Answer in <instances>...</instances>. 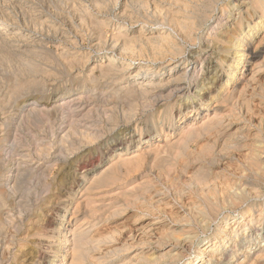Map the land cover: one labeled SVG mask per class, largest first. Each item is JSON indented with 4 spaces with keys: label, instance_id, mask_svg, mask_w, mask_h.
<instances>
[{
    "label": "rangeland",
    "instance_id": "obj_1",
    "mask_svg": "<svg viewBox=\"0 0 264 264\" xmlns=\"http://www.w3.org/2000/svg\"><path fill=\"white\" fill-rule=\"evenodd\" d=\"M148 1H149V4L147 6H144L143 3L141 2V0H114V1L113 0H67V1L66 0H34V1L33 0H0L1 8L4 9L6 14H8L7 16L10 17L9 18L10 22H9L8 26L11 27V29L8 30V33L11 34L15 28H17L18 26H21L22 27L21 29L24 31V34L26 35V39H24L23 42H16V44H15V42H13V43L9 42L8 45H2V43L0 42V115H1L0 116V127H1L2 122H7V120H5L4 118H6V119L8 118V121H9L8 123L12 122L13 117L14 116L17 117L19 112H21L19 110L20 109L22 110L25 107L26 104H23V103L26 102L27 100L29 102H35V104L37 106H39L40 108L43 107V108H41V111L37 115H34L30 119V121L25 122L23 125H21L19 127L14 125L12 127H8L7 131L4 130L5 131L4 133L7 132L6 135H2L3 132L0 129V172L3 174V176H5V175L13 174V172H15V170H20V174L22 175V177L20 176L19 180H18L19 181L18 186L20 185L19 188H21V190L19 189L17 194L16 193L15 194L9 193L8 196L5 197L7 205L4 207V211H5V213L7 212L10 220L4 226L3 234L1 236V245H3L6 238L7 237L9 238V236L12 234H16V237L19 236V238H16V239L17 240L20 239V241L16 242L15 247L12 246L10 253L6 250L5 253L8 256H6L4 258V262L2 259V262H0V264H51L50 261H52V260H54L55 264H61V263L70 264L72 261L71 260L72 259L71 250L69 248L70 245H69V247L67 245V247L63 251L58 250L57 242L60 239V235L58 232L59 231L58 225H61V223L63 224L61 219L64 215V212H66V207L69 204V199L72 198L76 192L75 191L76 188H78V192H77V194L73 200V204L70 206V210L66 213L65 221L68 219L69 216H70L69 218H71V216H72L71 219H68L70 221H67L68 228L71 229L72 232H74L75 228L81 232H83L85 230L84 234L85 235L87 234V238L91 236V238L90 239L88 238V239L90 242L92 241V244H90V250H89L90 252L88 253L87 258H85V261L83 260L82 262H78L76 264H83V263L84 264H89V263L90 264H101L104 262H108L107 264H113V263H110V261L113 260L114 258H119L118 261H121L122 263H126V264H172V263L173 264H185L186 262L191 261L198 253L202 252V248L205 246V244L208 240H211V239L213 241L215 240L214 232H215V229L217 227L216 222L212 223L211 228L206 233H201L202 229H200V227L197 226L196 224H192L193 225L192 227L198 232L200 237L195 239L193 244H191V245L189 244V246L187 245L188 247L186 248V250H185V247L183 248L182 245L178 244L177 245L178 247H176L175 251H174V253L175 252L177 253L176 257L170 258L166 254V252L172 248L173 244H176V242H175V238L177 236L176 233L178 234V237H180L181 236L180 231L182 229L181 227L188 226V224H189L188 220L189 219H187V218L192 217V214L194 216L195 212L193 213V210L195 211V209L206 207V203L203 202L205 195H207L209 192L213 193L215 191L216 192V196H215L216 201L218 202V204L220 202L222 203V205H220L221 203L219 204L218 210L211 217L212 219H216L217 215H220V217H221V218L219 217L217 220L223 219L224 218L223 216H225L228 213H230L232 216L235 215V212H230L232 209V206L230 205L229 200L226 199L225 195H226V193H230V191H231V193L233 191L235 193L238 192L239 188L243 187L239 182L240 177H246L245 175L246 174L248 175L249 171H251L247 166H245V160H243L244 154L247 153V150L256 146L260 152L261 157L264 158L263 157V155H264V119L262 118V117H264V78H263L264 72L261 73V75L259 73V75H257L255 77V79H253V78H251V72L244 71L245 75L242 74V76L246 77L248 74V76L246 78H247V80L249 78V81L243 82L244 84L246 83L245 84L246 87H245V89H243V91L245 90V92H242V93L241 92L240 93L235 92V93H237V95L235 93H234V95L230 94L228 97L229 102L227 103L225 101L226 104L224 102V103H221V105H220V110H222V114H220L219 117H220V119L222 118L221 119L222 122L223 123L225 122V123L220 125L221 126L220 128L218 126V128L216 130L212 131L213 133L211 132L210 134H208V135H211L213 137H211V136L208 137V135L206 133L207 136L205 134H202L200 136V138L197 139V141L195 140V141L190 142V144L188 146H186L188 148V150H190V153L188 152V150L186 148H184V149L176 148V149H173V152L174 153L177 152V149H178V151H180V152H178L179 154L178 153L177 154L178 155L184 154V156L181 155L182 157H176V155H175V157H174V153H172V149H170V148H168V149L167 148L157 149L155 147L156 145L154 144L151 147L147 146L146 148H144L145 151L144 150H142V152L140 151L142 153V155H140L139 157H137V156L133 157V155H135L136 153L139 152V151H137L135 153V151H134V147L136 146V142H137V139H138L139 134H140L139 132H143L142 134L145 137L146 135H148L147 131H149V130L153 131L156 128V126L154 127V125L152 124V117L154 116V114H156V112L159 109L164 108L163 101L157 102L155 107L152 108V110H151L150 108L146 109L144 107L145 106L144 104L147 102V100H146V102L144 101L146 98L140 99V97L138 96L137 98H139L140 100H138V105L136 106V104L134 102L135 98L127 96L125 91H123V90L117 91L116 92L117 95L115 94L116 90H113V88H114L113 86H115V85L110 87L111 86L110 85V82H111L110 79L112 78V76H108L107 79L102 78L101 68H99V67H101V63L106 62V59L108 58L107 56L105 58H103L104 54L112 55L111 51L116 52V54H114L115 53L114 52L112 55L113 64L117 65L119 60L125 61V64L128 62L129 63L132 62V64H133V69L131 70L132 75L134 73H136L138 66L145 64V63L149 64V65L154 64V66L158 67L157 63H151L152 59H153L152 54L147 55L146 57H142V56L141 57H135L133 55H129L128 53H125L126 51H123L119 47L120 45L119 46L117 45V47H113L116 45V43L113 41V38L111 40V36L117 31V28L120 25L121 26L126 25V27H128V28L124 32H128L134 26L139 25L142 27V26H144L145 23L150 21L149 25L144 26V27L147 30H151L150 28H153L154 25L161 23V19H164V17H165V19L169 18L171 15V10H176V9H178V7L180 8L181 3H182V2H180L182 0H162L163 3L161 5H157L154 2V0H148ZM151 1H153V2H151ZM72 2H75V3L72 4ZM90 3H92V4H90ZM160 6H161V8H160ZM28 8H30V9H28ZM51 8H52V10H51ZM126 8H128V9H126ZM19 9H21V10H19ZM32 9H34V10H32ZM14 10H15V12H14ZM60 11H62V13ZM167 11H170V12H167ZM34 12H36V13H34ZM63 12H64V15H63ZM67 13H69V14H67ZM119 13H121V14H119ZM28 14L29 15L31 14L30 17ZM41 15L43 18L41 17ZM130 15H131V17H130ZM62 19H64V20L62 21ZM29 20H30V22L31 21L32 22L30 23ZM40 20L41 21L46 20L47 22L42 23ZM95 20H99V21L103 20V22L105 23V27H103L99 31V29H97L95 27V25L93 24V22ZM14 21L19 22V25L16 26L14 24L15 23ZM21 21L22 22L24 21V23H22ZM129 21H130V23H128ZM126 22H127V24H126ZM32 23L34 26L32 25ZM204 28H205V25L203 26V29H201V30H204ZM46 30H47V33H46ZM75 30H77L78 33ZM168 30L170 31V28ZM229 30H230V28L228 27V25L226 27H224L223 25L220 24L218 27V31H220L221 33H225ZM100 32H101V34H99ZM263 32L264 31H262L260 33L261 35L259 34L257 41H258V39H260V37L261 38L264 37ZM203 34H204V32H202V33L199 32V34H197L198 36L196 35L197 38L199 37V39H197L196 44L194 46L190 42L186 43L185 42L186 40H183V41L181 40L182 45L184 47H186L185 51L187 50L186 55H185L186 58L185 57L179 58L180 59L179 61L181 62V64L184 65L185 61L189 57H191L192 55L194 56V54H196V53L198 54L201 46H204L206 44L205 38H203V36H201V38H200V35H203ZM262 34H263V36H262ZM98 35L99 36L101 35V36L99 37ZM30 40H32V41H30ZM33 40H36V41L33 42ZM61 41H64V42H61ZM257 41H256L254 47L257 45ZM21 44H22L21 51H24V49L26 48L25 53H19L16 51L18 49V48H16V46H19ZM139 45L140 46L141 45L146 46V42L144 40H141ZM139 45H136V46H138V48H140ZM189 45H191L192 47ZM196 46H198V47H196ZM231 46H232V44H231ZM109 47H111V48H109ZM32 48H34V49H32ZM93 49H94V51H93ZM107 49H109V50H107ZM110 49H111V51H110ZM253 50H257V52H259V53L261 52V55L263 56L264 55V40H262L261 44L259 45V48H254ZM34 54L35 55L37 54L38 57H34ZM121 54H122L123 58L120 56ZM213 55L216 57L212 58ZM219 56L221 57L222 54H220L218 50L216 51L214 44H211L207 48V51L205 53L201 54V57H208L207 61L205 62L207 64H204V72L201 74L200 79L194 83H191L192 81L187 80V82L190 83L189 85L192 88L193 92L196 90H199L200 88L205 89L206 87L211 86V85L201 86L202 80H203V78H205V76L207 77L206 81H205L206 84L208 82L209 75L212 76L216 72H217L216 77L213 76L214 77L213 79H216L215 81H218L220 77L223 78V71L218 70V66H217V61H220ZM69 57H70V59H69ZM124 57H125V59H124ZM179 57H182V56L180 55ZM23 59H33L34 64L37 65L39 68L35 69V70L31 69L29 66L25 65V63H24L25 61ZM13 61H14V63H13ZM97 62H99V63H97ZM92 65H93V67H92ZM90 66H91V68H90ZM216 67H217V69H215ZM262 68L264 70V65L262 66ZM168 70H169L168 68H164L162 72H166ZM48 72H49V74H48ZM91 72H92V74H91ZM76 73H78V74H76ZM108 80H109V82H108ZM130 81H133V80H130ZM16 84L24 85V88H23V90L20 91L19 95L13 96L12 90ZM93 84H97V87H93ZM241 85L239 86V88L241 87ZM217 86L218 85H215L212 90L214 91L217 88ZM166 92L167 91H165V93ZM10 94H12V95H10ZM8 96L11 97V99ZM82 96L84 99L83 98L79 99L78 101H76V104L81 103L80 105L83 104L82 106H86V107H88V109L95 108V110H93L91 113L90 111L88 112V110L85 109L83 111L84 114L82 113L79 116H76V119L79 117L78 120H80V118H81V122L83 121L84 123L87 122L89 124V125L87 124L88 125L87 127H89L90 130H92V129L96 130V132L99 134V137L97 136V139H96V137H93V138L90 137L89 138L88 135H86V133L89 132L90 130L86 126L84 127L85 129L83 127H81L83 124H81V125L79 123L74 124L77 127L76 129L78 132L76 131V129H74L75 126L73 129H71V127L68 126L69 123H65V121H64V116H63L64 112L62 111L63 109L52 107V106H57L58 104H60L61 103L60 101H64V100L68 101L73 97L76 98V97H82ZM102 98H103V101H102ZM185 98L186 97H183L181 99L182 103H183V107L181 109L182 112L179 111L180 116L179 115L178 116L176 115L177 117L174 116L176 118L175 119L176 121L182 120V118L185 115H186V118H188V116L191 113L190 108L192 107V105H188L190 107V108H188L186 105L187 100ZM236 98L238 99V101ZM253 99H255V100H253ZM35 100H37V101H35ZM176 100H177V96H175L173 98V100L171 101V104H174ZM83 101H85V102H83ZM139 101H141V102H139ZM142 101H144V102H142ZM196 101L197 100H195V102ZM235 101L237 102V104H235L236 103ZM159 103H161V104H159ZM254 103H255V105H254ZM198 104H200V102H198ZM12 105H13V107H12ZM108 105H110L111 107ZM98 106H100L102 108H100ZM185 106H186V108H185ZM258 106H260V107H258ZM49 108H51V110H49ZM165 108H167V107L165 106ZM201 110H202V108H201ZM17 111H19V112L17 113ZM223 111H224V113H223ZM254 111H256V112H254ZM194 112H196V110H194ZM100 113H101V115H100ZM104 113H106V114H104ZM43 114L45 116V119H44V116H42ZM200 114H202V113H200ZM200 114H199V116H202ZM221 115H222V117H221ZM234 115L236 116V118ZM259 115H261V116H259ZM104 116L107 118H105ZM122 116H123V118H122ZM46 117H48L49 121L46 119ZM57 117H59L60 119H58ZM186 118L184 117V119H186ZM88 119L90 120V122ZM106 119H107V121H106ZM259 122H260V124H259ZM5 124H7V123H5ZM90 125H91V127H90ZM105 125H106V127H105ZM96 126L97 127L99 126V127L96 128ZM167 126H168V124L166 125V127ZM26 127H27V130L25 129ZM41 127H43V128H41ZM15 128L17 130H15ZM29 128H30L31 133L29 132ZM50 128H51V130H50ZM60 128L61 129L65 128V129L63 131V130H60ZM66 129H67V131H66ZM226 129L229 131H227ZM38 130H40V132ZM74 130L77 132V134H76L77 137L74 134V133H76ZM86 130H89V131H86ZM25 131H26V133H24ZM65 131L68 132V134H67L66 138H64L63 140L61 139L62 140V142H61V140L59 138L62 137V135H64L66 133ZM71 131H73V134ZM215 131L219 132V134L217 132L215 133ZM261 131H263V132H261ZM38 133H39V135H38ZM42 133H43V135H42ZM221 133H223V134H221ZM14 134L18 137V140H19L18 141L19 144H17L15 146L16 148L14 147L16 149V150H14L15 152H13L14 148L12 149V142L10 141L14 137ZM53 134H54V137H53ZM226 136H228V137H226ZM3 137L6 138V140L10 141V142L5 143L6 140L3 141L2 140ZM77 139L78 140L80 139V140L77 141ZM84 139H86L87 141ZM34 140H35V142H34ZM88 140L91 141L93 144L90 142V145H89ZM69 141H72L73 145L71 144V142L69 143ZM80 141L82 142L81 144H80ZM155 141H156V139L153 142H155ZM48 142L51 144L53 143V144L50 145V144H48ZM65 142L67 145L65 144ZM86 142H88V143H86ZM197 142H199V143H197ZM35 143L38 146H40L41 148H39ZM60 143H61V145H60ZM221 143H223V144H221ZM197 144H198V146H199V144L200 145L202 144L203 146L201 145V146L197 147ZM242 144H244V145H242ZM43 145H44V147H43ZM46 145H49V146L46 147ZM128 145H129V147L132 148V150H131L132 154L131 153L128 154L129 156L132 155L130 162L124 163V165H121V166L116 165L117 162H112V161H116V160L118 161V159H119L118 155H115L113 158H111L112 150L113 149L121 150L122 148H124ZM147 145H148V143H147ZM212 145H213V147H212ZM35 146H37V147H35ZM220 146H222V147H220ZM63 147L65 149H63ZM200 147H202V148L200 149ZM214 147H216V148L213 149ZM34 148H35V150H34ZM46 148H51V149H46ZM205 148L207 149L208 153H210V154L212 153V155L207 154ZM218 148H220V149H218ZM259 148H261V149H259ZM40 149H41V151H39ZM66 149L69 152H67ZM147 149H149V150H147ZM185 149L187 151H183ZM191 149H192V151H191ZM174 150H176V151H174ZM201 150H204V151H201ZM72 151H73V153H72ZM143 151H144V153H143ZM58 152L61 153V155H59ZM184 152H186V153H184ZM191 152H192V154H191ZM237 152L238 153L240 152L239 153L240 155ZM37 153H38V155H37ZM69 153H72V155ZM187 153H188V156L190 154L189 157L187 156ZM10 154H11V156H10ZM193 154L195 156H192ZM199 154L208 155V157L207 156L201 157V156H199ZM29 155H31V157H29ZM154 155H156V156H154ZM219 155H221V156L219 157ZM210 156L212 158L214 157L215 159L213 158V160H212V158ZM24 157H25V159H24ZM17 158H19V160ZM134 158L136 160H132ZM153 158L156 160L153 161ZM167 158H168V160L169 159L171 160V162H170L171 167L176 164L175 167L173 166L174 171L176 168V173H174V171H172L173 168H169V169H171V173L173 172L172 174L170 173L171 174L170 176H169L168 168H165V166H164V165L168 166L169 161L167 160ZM178 158L180 161L178 160ZM181 158H182V160H184L183 162H182ZM183 158H185V159H183ZM186 158H187V160H186ZM217 158L219 159L220 162L218 161ZM109 159H110V162L108 161ZM208 159H210V160H208ZM237 159H238V161H237ZM13 160H15V161H13ZM173 160L175 161V163L173 162ZM194 160H195V162H194ZM229 160H230V162H227ZM234 160H236V161H234ZM16 161L17 162L19 161V162L17 163ZM162 161L165 163H163ZM190 161L191 162L193 161L191 166L188 165V164H191ZM225 161H226V163H223ZM156 162H157V164H156ZM232 162H234L233 163L234 166L230 165V164H232ZM180 163H184V164L182 165ZM109 164L110 165L112 164V165L110 166ZM203 164L205 165L204 167H203ZM223 165H225V166H223ZM157 167L162 168L163 170L158 169ZM229 167H232L234 169L236 168L235 170H237V171L235 172V170H233L231 168L232 171L230 173L231 169ZM104 168L105 169L109 168V174L107 175V178L104 180V182H101L98 184L95 182L93 183V181L91 182V179L94 180V178L96 177V174L99 175L100 172ZM198 168H201V169L199 170ZM209 168H210V170H209ZM228 168H229V170H227ZM26 169H29V170H26ZM182 169L184 171H182ZM202 169H205L206 171L204 170L203 172H200ZM224 169L226 171H223ZM193 170H195V171H193ZM161 171H163V172L165 171L166 173L164 174ZM30 172L32 175L31 174L29 175ZM84 172L88 173L85 181L82 180L84 178ZM242 172H246L245 175ZM42 173L44 174V176ZM206 173H207V175H206ZM214 173L216 174V176ZM200 174H205L207 176V177L204 175L202 176V177H204L203 179H206L205 181L198 179V177L200 178ZM235 174H237L238 176H236ZM113 175H116V176H113ZM161 175L164 177H162ZM165 175L166 176L168 175V176L166 177ZM190 175L192 177H190ZM33 176H34V178H33ZM208 176L211 178H208ZM224 177L225 178L228 177L226 179H228L230 181L228 182L226 179H224ZM250 177L247 178L249 180L248 181L249 184L247 183V186L249 185L250 189L255 188L256 192L254 193L251 191L254 194L251 193L252 195L251 194L249 195V200L246 201L247 205L249 203L254 204L255 201L258 202L255 197H257L258 200L264 201V184H263L264 179H260L259 177L255 176V175L254 176L250 175ZM3 178L4 177H2L0 180V190L1 191H4V188L7 187V184L4 183ZM26 178L29 180H27ZM110 178H112V179H110ZM117 178H118V180H116ZM120 178H122V179H120ZM30 179H32V180H30ZM36 179H38V180H36ZM88 179H89V181H87ZM22 180H24V182ZM210 180L211 181L214 180V181H212L213 183H211ZM233 180H235V181H233ZM34 181H36L37 183ZM183 181L184 182L187 181V184L189 186L187 184H185ZM218 181H219V185L223 186V188L222 187L220 188V186L218 185ZM223 181L225 183H223ZM206 182H208V183H206ZM231 182L233 183V185ZM25 183H26V187L24 185H22ZM106 183H107V185H106ZM199 183H201L202 185L201 184L199 185ZM136 184L139 188L141 187L140 189H141L142 193H144V194H142L141 192H138V193L136 192V190L138 189ZM133 185H135V186H133ZM211 185H213V186L211 187ZM27 186L30 189L27 188ZM131 186H132V188H130ZM224 186L225 187L230 186V188L232 190H230L229 187H228L229 189L226 187L227 188V190H226V188ZM128 187L130 188L131 191L127 190V189H129ZM142 187H144V188H142ZM25 188H27L28 190H25ZM22 189H24V190H22ZM46 189H48V190H46ZM140 189H138L137 191H140ZM50 190H52V191H50ZM143 190L145 192H147V194H145V192ZM162 190H163V192H161ZM207 190H208V192H207ZM120 191H121V193L125 191L124 195H125V198H127L126 200L128 202L126 200H124V196H122L123 194L118 193ZM34 192H36L37 195L34 194ZM79 192H80V194H78ZM149 192H150V194L148 195ZM219 192H220V194H219ZM139 193H140V195H139ZM194 193H196V194H194ZM221 193H223V197H222ZM119 194L123 197V200L121 199L122 197ZM201 194H202V196H200ZM16 195L18 196V198ZM79 195L82 197V199L85 196H87V197H85L82 200ZM126 195H128L130 198H128V196L126 197ZM134 195L137 196L138 198L136 197L137 199H135ZM147 197L149 199H146ZM26 198H27V200H26ZM132 198H134V199L131 200ZM198 198H200V199H198ZM18 199H19V201H20V199L22 200L21 201L22 205H20V206H18V202H17ZM90 199L92 202L90 201ZM92 199H94V200H92ZM138 199H139V202L137 201ZM221 199H222V201H221ZM41 200H43V201L41 202ZM47 200H48V202H47ZM117 200H120V201H117ZM135 200L139 203L138 204L136 202L138 205H136V203L133 202ZM153 200L154 201L156 200L155 205H154ZM224 200L226 203L225 206H224L225 203L223 204ZM95 201L98 204H95ZM140 201L141 202L144 201L143 202L144 204L141 205L142 203ZM36 202H38V203H36ZM93 202H94V204H93ZM121 202H123V203H121ZM157 202H158V205H157ZM189 202H190V206L188 204ZM102 203H104V204H102ZM114 204L117 206H119V204H120V207L121 206H123V207L119 208L117 206H114ZM126 204H127V206H126ZM134 204H135V206H134ZM193 204L194 205L196 204L197 206L195 205L196 206L195 207ZM75 205H77V206L75 207ZM95 205H98L99 209ZM102 205H105V206L103 207ZM106 205H107V208H106ZM130 205L133 207H131ZM184 205H185V207H184ZM84 206H86V209L84 208ZM108 206H109V210H107ZM113 206H114V208L117 207V208H115L116 210L115 209L111 210L113 208ZM72 207H73V210L71 211ZM74 207H75V209H74ZM101 207H103V208L101 209ZM187 207H190L189 209L191 211L188 210ZM104 208H106L107 211ZM93 209L96 210V212L94 210V212L96 214L93 212ZM206 209H207V207H206ZM38 210H39V212H38ZM117 210H118V212H117ZM256 210H257V212H259L260 211L259 207H257ZM45 211L48 213H46ZM89 211L91 214L89 213ZM113 211H114V213H112ZM207 211H209V210H207ZM226 211H227V213H226ZM72 212L75 214H73ZM182 212L184 215L185 214L186 215L184 216L182 214ZM173 213H174V215H173ZM188 214H190L191 216ZM175 215H177V216H175ZM84 217H86V218H84ZM162 217H165V218H162ZM256 217L258 218V214L256 215V213H255V219L253 220L254 223L253 222L251 223L252 224L251 234H253V238H254L252 241L253 242V248L251 249V251L253 253L259 249L260 253L263 254V251H264V224H261L260 225L261 228L256 230L258 225H259V221H258V219H256ZM35 218H36V220H35ZM186 219L188 222L185 221ZM24 220H25V222H24ZM169 220H171V221H169ZM183 220L185 221V223L183 222ZM31 221L33 223H31ZM180 222H183V223L180 224ZM17 223H18V225L19 224L21 225L20 231H17L14 228V225H16ZM81 224H83V225H81ZM84 225H86V226H84ZM159 225H160V227H159ZM79 226H81V227H79ZM161 228L162 229L165 228V229H167V231L162 230ZM79 229H81V230H79ZM173 230H174V235H172ZM177 230L180 232V234ZM161 231H162V233L164 231L168 232V233H166V234L163 233L165 235L163 237ZM169 233L171 234V236L175 237L174 241H173V238L170 236ZM254 236L256 237V239ZM72 237L73 236H71L69 238H72ZM104 239H106L105 240L106 242H103ZM109 239H110V241H109ZM148 239H150V240H148ZM245 240H246V237L241 234L239 236V238L237 239V241L231 242L230 245L231 246L233 245L234 247L233 248L229 247V249H227V251H224V253L220 254V256L222 258V262L219 261L217 264H230V256L232 257L231 253H234L237 250L236 248H239V244L243 243ZM18 242L20 245H18ZM137 242H139V243H137ZM237 242H239V243H237ZM93 243H95L94 246H93ZM113 243H115V244H113ZM126 243H127V247H126ZM145 244H147V245H145ZM140 245L142 246V248L147 247L146 250L142 251V248L140 247ZM159 245H161L163 249L161 247L159 248ZM193 245H195V246H193ZM99 246H100V248H99ZM118 246H120V247L117 249ZM111 247H113V248H111ZM138 248H140V249H138ZM261 248H262V250H261ZM67 250L69 253L66 255L65 253ZM113 251H115V252H113ZM181 251L183 254L180 253ZM47 252H49V253H47ZM184 252L189 258L184 254ZM226 252H228V253L226 254ZM164 253H165V255H163ZM69 254H70V256H69ZM92 254H93V256H92ZM13 255H15V256H13ZM90 257H91V259H90ZM14 259L17 261L15 262ZM9 260H11V261H9ZM39 261L43 262V263H40ZM67 261H69V262H67ZM140 261H142V262H140Z\"/></svg>",
    "mask_w": 264,
    "mask_h": 264
},
{
    "label": "bare ground",
    "instance_id": "obj_2",
    "mask_svg": "<svg viewBox=\"0 0 264 264\" xmlns=\"http://www.w3.org/2000/svg\"><path fill=\"white\" fill-rule=\"evenodd\" d=\"M34 1V0H33ZM67 1V0H66ZM114 1V0H113ZM3 2V1H2ZM9 2V1H8ZM39 2V1H38ZM108 2V1H107ZM141 2L143 3L144 6H147L149 4V1L148 0H141ZM153 2V1H151ZM154 2L157 4V5H161L163 3L162 0H154ZM177 2V1H176ZM179 2V1H178ZM182 2L181 3V6L180 8L178 7V9L176 10H171V15L169 18H166L164 17V19H161V23H158L157 25H154L153 28H150L151 30H147L144 26H148L149 25V22L150 21H146L147 23H143L144 26H134L132 29H130L128 32H124L128 27H126V25H120L118 28H117V31L111 36V40L113 38V41L116 43L115 46L113 47H117V45L123 50V51H126L125 53H128L129 55H133L135 57H146L147 55H150L152 54V62L151 63H157L158 67L154 66L153 65H149V64H142L140 66H138L137 68V71L136 73H134L133 75L131 74V70L133 69V64L132 62H128L125 64V61L123 60H119L117 65L116 64H113V58H112V55L113 51H110L112 52V55H109V54H104V57L105 58L106 56L108 57L106 59V62H103L101 63V72H102V78H106L108 76H112V78L110 79L111 82H110V87L113 86V90H116L115 91V94L117 95V91H125L126 92V95L127 96H130V97H134L135 98V104L136 106L138 105V100H140L141 98H146L144 101L147 102L144 104L145 108L146 109H151L155 107L156 103L159 102V101H163V105H164V108L161 110L159 109L156 114H154V116L152 117V124L154 125V127L156 126V128L151 131H147L148 132V135H146L145 137L143 136V132H139V137L137 139V142H136V146L134 147V151L135 153L137 151H139L138 153H134L135 155L134 156H137L139 157L140 155H142V150H144V148H146L147 146H152V145H156L155 147L157 149H165V148H170L172 149V153L173 152V149H176V148H186L188 150V148L186 146H188L190 144V142L192 141H197V139L200 138V136L202 134H205L207 133L210 134L212 131L216 130L219 126V128L221 127L220 125L224 124L222 122V118L220 119L219 115L222 114V110H220V105L221 103H224L225 101L228 103L229 100H228V97L230 94H233L235 92H245V90L243 91V89H245L246 87V83L244 84L243 82L244 81H249V78L247 80V76L244 77L242 76L245 75L244 74V71H249L251 72V78L255 79V77L257 75H261V73L264 72L262 66L264 65V55L262 56L261 55V52H257V50H253L254 48H259V45L261 44L262 40H264V37L260 39H258L257 41V38L259 37V34L264 31V0H182L180 1ZM184 2V3H183ZM5 3V2H4ZM75 2H72V4H74ZM82 3V2H81ZM122 3V2H121ZM141 3V4H142ZM8 4V3H7ZM92 4V3H90ZM125 4V3H124ZM154 4V3H153ZM176 4V3H175ZM14 5V4H13ZM20 5V4H19ZM25 5V4H24ZM28 5V4H27ZM122 5V4H121ZM74 6V5H73ZM127 6V5H126ZM169 6V5H168ZM33 7V6H32ZM90 7V6H89ZM154 7V6H153ZM120 8V7H119ZM161 8V6H160ZM30 9V8H28ZM84 9V8H83ZM104 9V8H103ZM128 9V8H126ZM168 9V8H167ZM6 10V9H5ZM21 10V9H19ZM27 10V9H26ZM34 10V9H32ZM52 10V8H51ZM55 10V9H54ZM169 10V9H168ZM10 11V10H9ZM36 11V10H35ZM15 12V10H14ZM62 13V11H60ZM117 12V11H116ZM167 12H170V11H167ZM36 13V12H34ZM47 13V12H46ZM58 13V12H57ZM95 13V12H94ZM122 13V12H121ZM119 13V14H121ZM124 13V12H123ZM127 13V12H126ZM69 14V13H67ZM71 14V13H70ZM93 14V13H92ZM8 14H6V12L4 11V9L1 8L0 6V42L2 43V45H8L9 42L13 43L15 42H23L24 39H26V35L24 34V31L21 29L22 27L21 26H18L17 28L14 29V31L9 34L8 33V30L11 29V27H9V22H10V17L7 16ZM11 15V14H10ZM22 15V14H21ZM20 15V16H21ZM29 15V14H28ZM31 15V14H30ZM29 15V17H30ZM63 15H64V12H63ZM98 15V14H97ZM128 15V14H127ZM154 15V14H153ZM94 16V15H93ZM8 17V18H7ZM23 17V16H22ZM42 17V15H41ZM110 17V16H109ZM112 17V16H111ZM131 17V15H130ZM149 17V16H148ZM24 18V17H23ZM43 18V17H42ZM46 18V17H45ZM44 18V19H45ZM123 18V17H122ZM143 18V17H142ZM12 19V18H11ZM29 19V18H28ZM79 19V18H78ZM113 19V18H112ZM18 20V19H17ZM21 20V19H20ZM24 20V19H23ZM43 20V19H42ZM64 19H62L63 21ZM80 20V19H79ZM115 20V19H114ZM41 21V20H40ZM61 21V20H60ZM81 21V20H80ZM15 22V21H14ZM22 22V21H21ZM30 22V20H29ZM32 22V21H31ZM30 22V23H31ZM42 23H46L47 21L44 20V21H41ZM83 22V21H82ZM24 23V21L22 22ZM26 23V22H25ZM77 23V22H76ZM91 23V22H90ZM130 23V21L128 22ZM142 23V22H141ZM16 26L19 25V22H15L14 23ZM38 24V23H37ZM48 24V23H47ZM78 24V23H77ZM76 24V25H77ZM93 24L95 25V27L97 29H102L103 27H105V23L102 21H99V20H95L93 22ZM127 24V22H126ZM223 25L224 27H226L228 25V27L230 28L229 31L225 32V33H221L220 31H218V27L219 25ZM33 25V23H32ZM51 25V24H50ZM65 25V24H64ZM80 25V24H79ZM133 25V24H132ZM205 25V28L204 30H201L203 29V26ZM25 26V25H24ZM34 26V25H33ZM37 26V25H36ZM41 26V25H40ZM55 26V25H54ZM57 26V25H56ZM59 26V25H58ZM71 26V25H70ZM114 26V25H113ZM118 26V25H117ZM166 26V27H165ZM31 27V26H30ZM38 27V26H37ZM151 27V26H150ZM32 28V27H31ZM70 28V27H69ZM114 28V27H113ZM170 28V31L168 30ZM222 28V27H221ZM13 29V28H12ZM24 29V28H23ZM37 29V28H36ZM66 29V28H65ZM49 30V29H48ZM223 30V29H222ZM67 31V30H66ZM77 32V30H75ZM79 31V30H78ZM115 31V30H114ZM83 32V31H82ZM85 32V31H84ZM130 32V33H129ZM199 32H204L203 35H200V38L201 36H203V38H205V42L206 44L204 46H201L200 50H199V53L197 54H194V56L192 55L191 57H189L184 65L181 64V62L179 61L180 59L179 58H183L185 57L186 55V47H184L181 43V40H186L185 42H190L192 43V45L194 46L196 44V41L197 39H199V37L197 38V34H199ZM46 33H47V30H46ZM75 33V32H74ZM78 33V32H77ZM228 33V34H227ZM264 33V32H263ZM67 34V33H66ZM71 34V33H70ZM85 34V33H84ZM101 34V32L99 33ZM55 35V34H54ZM69 35V34H68ZM197 35V36H196ZM261 35V34H260ZM61 36V35H60ZM95 36V35H94ZM99 36V35H98ZM101 36V35H100ZM99 36V37H100ZM263 36V34H262ZM29 37V36H28ZM34 37V36H33ZM39 37V36H38ZM43 37V36H42ZM70 37V36H69ZM87 37V36H86ZM59 38V37H58ZM85 38V37H84ZM36 39V38H35ZM81 39V38H80ZM44 40V39H43ZM71 40V39H70ZM88 40V39H87ZM100 40V39H99ZM141 40H144L146 42V46H140V41ZM32 41V40H30ZM36 41V40H33V42ZM257 41V45L254 47L255 43ZM61 42H64V41H61ZM80 42V41H79ZM95 42V41H94ZM93 42V43H94ZM98 42V41H97ZM78 43V42H77ZM33 44V43H32ZM39 44V43H38ZM211 44H214V47L216 49V51L218 50L220 54H222V56L220 57V61H217V66H218V70H222L223 71V78H219L218 81H215L216 79H213L215 76L216 77V73H214L212 76L209 75V78H208V82L206 84V76L205 78H203L202 80V85L201 86H205V85H211V86H208L206 87L205 89L203 88H200L199 90H196V91H192V88L190 87V83L187 82V80H190L192 81L191 83H194L196 81H198L200 79V76L201 74L204 72V64H207L205 63L207 61V58L208 57H201V54L202 53H205L207 51V48L211 45ZM217 44V45H216ZM232 44V46H231ZM31 45V44H30ZM93 45V44H92ZM136 45H139L140 48H138V46ZM191 46V45H189ZM14 47V46H13ZM21 47H22V44L19 45V46H16V48H18L16 51L19 52V53H25L26 52V48L24 49V51H21ZM67 47V46H66ZM70 47V46H69ZM192 47V46H191ZM198 47V46H196ZM15 48V47H14ZM29 48V47H28ZM31 48V47H30ZM68 48V47H67ZM87 48V47H86ZM111 48V47H109ZM119 48V49H120ZM34 49V48H32ZM37 49V48H36ZM35 49V50H36ZM41 49V48H40ZM95 49V48H94ZM93 49V51H94ZM188 49V48H187ZM78 50V49H77ZM96 50V49H95ZM109 50V49H107ZM42 51V50H41ZM88 51V50H87ZM118 51V50H117ZM121 51V50H120ZM192 51V50H191ZM81 52V51H80ZM79 52V53H80ZM91 52V51H90ZM107 52V51H106ZM105 52V53H106ZM28 53V52H27ZM85 53V52H84ZM119 53V52H118ZM116 54V52L114 53ZM182 56V57H179V56ZM20 56V55H19ZM122 57V54L120 55ZM125 56V55H124ZM127 56V55H126ZM208 56V55H207ZM34 57H38V55L34 54ZM91 57V56H90ZM114 57V56H113ZM216 56H212V58H215ZM27 58V57H26ZM123 58V57H122ZM186 58V57H185ZM70 59V57H69ZM92 59V58H91ZM125 59V57H124ZM129 59V58H128ZM25 62V65L29 66L31 69L35 70V69H38L39 67L37 65L34 64L33 62V59H23ZM66 60V59H65ZM80 60V59H79ZM82 60V59H81ZM86 60V59H85ZM214 60V59H213ZM78 61V60H77ZM84 61V60H83ZM102 61V60H101ZM128 61V60H127ZM143 61V60H142ZM135 62V61H134ZM14 63V61H13ZM99 63V62H97ZM115 63V62H114ZM137 63V62H136ZM84 64V63H83ZM91 64V63H90ZM10 66V65H9ZM80 67V66H79ZM93 67V65H92ZM207 67V66H206ZM211 67V66H210ZM69 68V67H68ZM91 68V66H90ZM164 68H168L169 70L166 71V72H162ZM217 69V67L215 68ZM100 70V69H99ZM8 71V70H7ZM75 72V71H74ZM80 72V71H79ZM246 73V72H245ZM49 74V72H48ZM78 74V73H76ZM89 74V73H88ZM92 74V72H91ZM46 76V75H45ZM222 76V75H221ZM69 78V77H68ZM131 78V79H130ZM250 78V79H251ZM264 78V77H263ZM93 79V78H92ZM130 80H133V81H130ZM252 80V79H251ZM262 80V79H261ZM129 81V82H128ZM253 81V80H252ZM52 82V81H51ZM107 82V81H106ZM109 82V80H108ZM128 82V83H127ZM92 83V82H91ZM201 83V82H200ZM243 86H242V85ZM194 85V84H193ZM215 85H218L217 88L213 91L212 89L214 88ZM241 85V87L239 88V86ZM14 86V85H13ZM256 86V85H255ZM93 87H97V84H93ZM257 87V86H256ZM24 88V85H20V84H16L12 90V94L13 96L14 95H19L20 91L23 90ZM116 88V89H115ZM76 89V88H75ZM254 89V88H253ZM259 89V88H258ZM100 90V89H99ZM212 90V91H211ZM251 90V89H250ZM49 91V90H48ZM165 91H167L165 93ZM252 91V90H251ZM87 92V91H86ZM94 92V91H93ZM106 92V91H105ZM10 94V95H12ZM86 94V93H85ZM89 94V93H88ZM104 94V93H103ZM102 94V95H103ZM237 95V93H235ZM249 94V93H248ZM84 95V94H83ZM101 95V96H102ZM242 95V94H241ZM244 95V94H243ZM253 95V94H252ZM85 96V95H84ZM99 96V95H98ZM97 96V97H98ZM100 96V97H101ZM140 97L137 98V97ZM177 96V100L175 101L174 104H171V101L173 100V98ZM246 96V95H245ZM9 97V96H8ZM16 97V96H15ZM94 97V96H93ZM183 97H186L185 99L187 100L186 101V105L188 108H190L188 105H192V107L190 108L191 109V113L190 115L188 116V118H186V115L184 116L186 119H184V117L182 118V120H178L176 121L175 117H177L183 107V103H182V98ZM237 97V96H236ZM11 99V97H9ZM67 98V97H66ZM82 97H76V98H71L70 100H64V101H60L61 103L58 104L57 106H52V107H55V108H59V109H63L62 111L64 112L63 116H64V121L65 123H69L68 126L71 127V129L74 128V124H77L79 123L80 125L83 124L81 127H87L89 124L87 122H81V118L80 120H78V118L76 119V116H79L80 114L83 113V111L86 109L88 110V112L90 111L92 113L93 110H95V108L93 109H88V107L86 106H82L80 104H76V101H78L79 99H82ZM92 98V97H91ZM111 98V97H110ZM109 98V99H110ZM117 98V97H116ZM28 99V98H27ZM53 99V98H52ZM84 99V98H83ZM87 99V98H86ZM106 99V98H105ZM112 99V98H111ZM237 99V98H236ZM235 99V100H236ZM88 100V99H87ZM90 100V99H89ZM114 100V99H113ZM116 100V99H115ZM195 100H197L195 102ZM222 100V101H221ZM255 100V99H253ZM258 100V99H257ZM37 101V100H35ZM102 101H103V98H102ZM101 101V102H102ZM142 101V102H144ZM238 101V99H237ZM245 101V100H244ZM247 101V100H246ZM7 102V101H6ZM85 102V101H83ZM105 102V101H104ZM141 102V101H139ZM198 102H200V104H198ZM225 102V104H226ZM236 102V101H235ZM242 102V101H241ZM253 102V101H252ZM92 103V102H91ZM90 103V104H91ZM103 103V102H102ZM196 105H195V104ZM243 103V102H242ZM23 104H26L25 107L19 111H17V113L19 112L18 116L17 117H13V121L8 123V118H4L5 120H7V122H2L1 123V131L3 132L2 135H6V133H4L5 131L4 130H8V127H12V126H21L23 125L25 122L27 121H30V119L34 116V115H37L40 111H41V108L43 107H39L35 104V102H29L28 100L26 102H24ZM42 104V103H41ZM57 104V103H56ZM113 104V103H112ZM111 104V105H112ZM161 104V103H159ZM232 104V103H231ZM237 104V102L235 103ZM250 104V103H249ZM259 104V103H258ZM257 104V105H258ZM54 105V104H53ZM93 105V104H92ZM91 105V106H92ZM115 105V104H114ZM214 105V106H213ZM255 105V103H254ZM253 105V106H254ZM44 106V105H43ZM51 106V105H50ZM89 106V105H88ZM90 106V107H91ZM110 106V105H108ZM117 106V105H116ZM165 106L167 108H165ZM244 106V105H243ZM246 106V105H245ZM13 107V105H12ZM85 107V108H84ZM95 107V106H94ZM100 107V106H98ZM111 107V106H110ZM230 107V106H229ZM260 107V106H258ZM47 108V107H46ZM102 108V107H100ZM104 108V107H103ZM107 108V107H106ZM139 108V107H138ZM186 108V106H185ZM202 108V110H201ZM98 109V108H97ZM166 109V110H165ZM49 110H51V108H49ZM194 110H196V112H194ZM225 110V109H224ZM235 110V109H234ZM247 110V109H246ZM104 111V110H103ZM106 111V110H105ZM180 111V112H179ZM61 112V111H60ZM95 112V111H94ZM153 112V111H152ZM194 112V113H193ZM229 112V111H228ZM256 112V111H254ZM57 113V112H56ZM202 113V114H200ZM224 113V111H223ZM226 113V112H225ZM230 113V112H229ZM251 113V112H250ZM258 113V112H257ZM62 114V113H61ZM84 114V113H83ZM98 114V113H97ZM96 114V115H97ZM106 114V113H104ZM111 114V113H110ZM136 114V113H135ZM202 115V116H199ZM228 114V113H227ZM101 115V113H100ZM99 115V116H100ZM177 115V116H176ZM237 115V114H236ZM240 115V114H239ZM258 115V114H257ZM1 116V115H0ZM5 116V115H4ZM44 116V114L42 115ZM86 116V115H85ZM106 116V115H105ZM104 116V117H105ZM175 116V117H174ZM180 116V115H179ZM235 116V115H234ZM261 116V115H259ZM263 116V115H262ZM49 117V116H48ZM48 117H46V119L48 120ZM145 117V116H144ZM222 117V115H221ZM58 119H60L59 117H57ZM107 118V117H105ZM109 118V117H108ZM123 118V116H122ZM142 118V117H141ZM202 118V119H201ZM236 118V116H235ZM258 118V117H257ZM264 119V117H262ZM44 119H45V116H44ZM133 119V118H132ZM201 119V120H200ZM241 119V118H240ZM239 119V120H240ZM46 120V121H47ZM62 120V119H61ZM89 120V119H88ZM237 120V119H236ZM260 120V119H259ZM49 121V120H48ZM52 121V120H51ZM85 121V120H84ZM107 121V119H106ZM258 121V120H257ZM90 122V120H89ZM201 122V123H200ZM7 123V124H5ZM29 123V122H28ZM229 123V122H228ZM242 123V122H241ZM88 124V125H87ZM91 124V123H90ZM168 124V126L166 127V125ZM231 124V123H230ZM244 124V123H243ZM260 124V122H259ZM58 125V124H57ZM64 125V124H63ZM103 125V124H102ZM242 125V124H241ZM27 126V125H26ZM31 126V125H30ZM49 126V125H48ZM62 126V125H61ZM60 126V127H61ZM116 126V125H115ZM38 127V126H37ZM55 127V126H54ZM91 127V125H90ZM99 127V126H98ZM96 126V128H98ZM106 127V125H105ZM152 127V126H151ZM225 127V126H224ZM231 127V126H230ZM246 127V126H245ZM43 128V127H41ZM40 128V129H41ZM68 128V127H67ZM77 127L75 126L74 129H76ZM89 130L90 128L87 127ZM136 128V127H135ZM145 128V127H144ZM227 128V127H226ZM238 128V127H237ZM21 129V128H20ZM27 130V127L25 128ZM59 129V128H58ZM65 128L61 129L60 130H63L64 131ZM70 129V128H69ZM79 129V128H78ZM82 129V128H81ZM85 129V128H84ZM83 129V130H84ZM92 129V128H91ZM141 129V128H140ZM229 129V128H228ZM15 130H17L15 128ZM14 130V131H15ZM51 130V128H50ZM53 130V129H52ZM82 130V131H83ZM89 130H86V131H89ZM142 130V129H141ZM144 130V129H143ZM219 130V129H218ZM227 130V129H226ZM242 130V129H241ZM40 132V130H38ZM57 131V130H56ZM67 131V129H66ZM65 131V132H66ZM75 131V130H74ZM77 131V129H76ZM75 131V132H76ZM81 131V130H80ZM85 131V132H86ZM103 131V130H102ZM137 131V130H136ZM229 131V130H227ZM233 131V130H232ZM237 131V130H236ZM29 132H30V128H29ZM64 132V133H65ZM72 134H73V131H71ZM78 132V131H77ZM74 133L75 135L77 134ZM84 132V131H83ZM209 132V133H208ZM217 131H215L216 133ZM257 132V131H256ZM263 132V131H261ZM14 133V132H13ZM26 133V131L24 132ZM31 133V132H30ZM52 133V132H51ZM63 133V134H64ZM102 133V132H101ZM213 133V132H212ZM219 134V132H217ZM232 133V132H231ZM243 133V132H242ZM18 134V133H17ZM33 134V133H32ZM61 134V133H60ZM68 132H66L64 135H62V137H60L59 139L63 140L64 138H66ZM104 134V133H103ZM102 134V135H103ZM131 134V133H130ZM223 134V133H221ZM249 134V133H248ZM20 135V134H19ZM39 135V133H38ZM43 135V133H42ZM74 135V136H75ZM86 135H88V137H96L97 139V136L99 137V134L96 132V130H90L89 132L86 133ZM105 135V134H104ZM137 135V134H136ZM206 135V136H207ZM236 135V134H235ZM241 135V134H240ZM245 135V134H244ZM22 136V135H21ZM24 136V135H23ZM73 136V135H72ZM85 136V135H84ZM110 136V135H109ZM108 136V137H109ZM121 136V135H120ZM211 136V135H208V137ZM224 136V135H223ZM246 136V135H245ZM46 137V136H45ZM52 137V136H51ZM53 137H54V134H53ZM77 137V135H76ZM75 137V138H76ZM83 137V136H82ZM213 137V136H211ZM228 137V136H226ZM86 138V137H85ZM158 138V139H157ZM234 138V137H233ZM26 139V138H25ZM24 139V140H25ZM35 139V138H34ZM42 139V138H41ZM48 139V138H47ZM156 139L155 142H153L154 140ZM219 139V138H218ZM2 140H6V138H2ZM36 140V139H35ZM34 140V142H35ZM61 140V142H62ZM80 140V139H79ZM77 139V141H79ZM86 140V139H84ZM102 140V139H101ZM213 140V139H212ZM224 140V139H223ZM229 140V139H228ZM227 140V141H228ZM12 142V149L17 145L19 144V140H18V137L14 134V137L12 138V140H10ZM10 141H5V143H9ZM56 141V140H55ZM54 141V142H55ZM87 141V140H86ZM89 141V140H88ZM119 141V140H118ZM252 141V140H251ZM71 142L72 144V141H69V143ZM90 142L89 141V145H90ZM209 142V141H208ZM207 142V143H208ZM234 142V141H233ZM78 143V142H77ZM82 142L80 141V144ZM88 143V142H86ZM92 143V142H91ZM148 143V145H147ZM199 143V142H197ZM212 143V142H211ZM252 143V142H251ZM254 143V142H253ZM36 144V143H35ZM48 144L52 145L51 143L48 142ZM56 144V143H55ZM66 144V142H65ZM93 144V143H92ZM95 144V143H94ZM97 144V143H96ZM99 144V143H98ZM128 144V143H127ZM223 144V143H221ZM220 144V145H221ZM225 144V143H224ZM249 144V143H248ZM255 144V143H254ZM10 145V144H9ZM37 145V144H36ZM40 145V144H39ZM57 145V144H56ZM61 145V143H60ZM67 145V144H66ZM70 145V144H69ZM73 145V144H72ZM71 145V146H72ZM202 145V144H201ZM199 144V146H201ZM228 145V144H227ZM244 145V144H242ZM32 146V145H31ZM38 146V145H37ZM35 146V147H37ZM49 145H46V147H48ZM63 146V145H62ZM70 146V147H71ZM198 144H197V147H199ZM203 146V145H202ZM233 146V145H232ZM241 146V145H240ZM19 147V146H18ZM33 147V146H32ZM39 148H41L40 146H38ZM44 147V145H43ZM76 147V146H75ZM78 147V146H77ZM86 147V146H85ZM213 147V145H212ZM222 147V146H220ZM236 147V146H235ZM245 147V146H244ZM16 148V147H15ZM13 149V152H15L14 150L16 149ZM30 148V147H29ZM38 148V149H39ZM55 148V147H54ZM73 148V147H72ZM79 148V147H78ZM154 148V147H153ZM202 147H200L201 149ZM216 147H214L213 149H215ZM45 149V148H44ZM46 149H51V148H46ZM63 149H65L63 147ZM183 150V151H187V150ZM206 149V148H205ZM220 149V148H218ZM224 149V148H223ZM261 149V148H259ZM20 150V149H19ZM18 150V151H19ZM35 150V148H34ZM59 150V149H58ZM132 148L128 146L122 148L121 150H117V149H113L112 150V156L111 158H113L115 155H118V161H112V162H117L116 165L118 166H121V165H124V163H127V162H130L131 160V156H129L128 154L131 153L132 151ZM149 150V149H147ZM154 150V149H153ZM194 150V149H193ZM199 150V149H198ZM263 150V149H262ZM261 150V151H262ZM9 151V150H8ZM41 151V149L39 150ZM67 152H69L67 149H66ZM133 151V152H134ZM141 151V152H140ZM145 151V150H144ZM143 151V153H144ZM176 151V150H174ZM192 151V149H191ZM201 151H204V150H201ZM219 151V150H218ZM217 151V152H218ZM29 152V151H28ZM38 152V151H37ZM180 151H178L177 149V152L174 153V157L176 155V157H182L184 156V154H180L178 155ZM188 152L190 153V150H188ZM206 152L207 154L209 155H212V153H208L207 149H206ZM216 152V153H217ZM21 153V152H20ZM35 153V152H34ZM43 153V152H42ZM59 153V152H58ZM57 153V154H58ZM73 153V151H72ZM72 153H69L72 155ZM116 153V154H115ZM178 153V154H177ZM186 153V152H184ZM194 153V152H193ZM238 153V152H237ZM240 153V152H239ZM238 153V154H239ZM242 153V152H241ZM15 154V153H14ZM55 154V153H54ZM132 154V153H131ZM192 154V152H191ZM220 154V153H219ZM16 155V154H15ZM38 155V153H37ZM59 155H61V153H59ZM63 155V154H62ZM173 155V154H172ZM182 155V156H181ZM222 155V154H221ZM219 155V157L221 156ZM229 155V154H228ZM240 155V154H239ZM9 156V155H8ZM11 156V154H10ZM107 156V155H106ZM156 156V155H154ZM187 156H188V153H187ZM190 156V154H189ZM188 156V157H189ZM192 156H195L194 154ZM191 156V157H192ZM197 156V155H196ZM199 156L201 157H208V155H201L199 154ZM217 156V155H216ZM231 156V155H230ZM238 156V155H237ZM20 157V156H19ZM29 157H31V155H29ZM39 157V156H38ZM56 157V156H55ZM54 157V158H55ZM190 157V158H191ZM211 157V156H210ZM218 157V158H219ZM264 157V155H263ZM66 158V157H65ZM110 158V159H111ZM163 158V157H162ZM189 158V159H190ZM197 158V157H196ZM212 158V157H211ZM214 158V157H213ZM212 158V160H213ZM217 158V159H218ZM222 158V157H221ZM19 160V158H17ZM25 159V157H24ZM57 159V158H56ZM63 159V158H62ZM110 159L108 160L110 162ZM177 159V158H176ZM185 159V158H183ZM192 159V158H191ZM204 159V158H203ZM215 159V158H214ZM223 159V158H222ZM239 159V158H238ZM237 159V161H238ZM241 159V158H240ZM132 160H136L135 158L132 159ZM156 159L153 158V161H155ZM158 160V159H157ZM168 160V158H167ZM179 160V158H178ZM177 160V161H178ZM182 160V158H181ZM187 160V158H186ZM185 160V161H186ZM205 160V159H204ZM210 160V159H208ZM245 160V166H247L251 171H249L248 175L245 173L246 172H242L244 173V175L246 177H240L239 179V182L240 184L243 186L242 188H239V191L238 192H232L230 191V193H226L225 197L226 199L229 200L230 202V205L232 206V209L230 212H235V215L232 216L230 213L228 214H224L225 216H223L224 218L223 219H220V220H217L220 215H217L216 216V219H212L211 217L216 213V211L218 210L219 208V203L216 201L215 199V196H216V192L214 191L213 193H208L207 195L204 196V199H203V202L206 203V207L205 208H198V209H195V211L193 210V213L195 212L194 216L192 214V217L190 218H187L189 219V224L188 226H183L181 227V236L178 237V234L176 233V238L170 236L173 238V241H174V238H175V242L176 244H173L172 248L170 250H168L166 252V254L168 255V257L170 258H174L177 256V253L175 251V248L178 247L177 245H182V247L184 248L185 247V250L186 248L189 246V244H193L195 239L199 238V234L198 232L192 227L193 225L192 224H196L197 226L200 227V229H202V232L201 233H206L212 226V223L213 222H216V229H215V232H214V237H215V240L213 241L212 239L211 240H208L205 244V246L202 248V252L201 253H198L191 261H188L186 262L185 260V264H217L219 261L222 262V258L220 256V254L224 253V251H227V249H229V247L233 248L234 246L230 245L231 242H235L237 241V239L239 238V236L242 234L246 237V240L239 244V248H236L237 250L234 252V253H231L232 254V257L230 256V264H264V251H263V254L260 253L259 249L256 251V252H253L251 251V249L253 248V234H251V231H252V222L253 220L255 219V213L256 215L258 214V218L256 217V219H258L259 221V225L257 227L256 230H258L260 227L261 224H264V201H261V200H258L257 197L256 200L258 202L255 201L254 204H246L247 200H249V195L252 193V192H256L255 188H251L249 187V185L247 186V183H248V179L250 177V175L252 176H257L259 177L260 179H264V158L261 157L260 155V152L258 150V148L256 146H254L253 148L247 150V153L244 154V159ZM15 161V160H13ZM107 161V162H108ZM169 163H168V166L164 165L163 162L162 164L165 166V168H168V172H169V176L173 173H171V169L169 168H173L172 171H174V167L175 165H173L171 167L170 165V162L171 160L169 159L168 160ZM180 161V160H179ZM184 160H182L183 162ZM197 161V160H196ZM219 161V159H218ZM232 161V160H231ZM236 161V160H234ZM242 161V160H241ZM17 162V161H16ZM19 162V161H18ZM17 162V163H18ZM26 162V161H25ZM54 162V161H53ZM52 162V163H53ZM108 162V163H109ZM173 162L175 163V161L173 160ZM187 162V161H186ZM191 162V161H190ZM193 162V161H192ZM192 162L191 164H188V165H192ZM195 162V160H194ZM198 162V161H197ZM220 162V161H219ZM227 162H230L227 161ZM3 163V162H2ZM28 163V162H27ZM33 163V162H32ZM49 163V162H48ZM51 163V162H50ZM58 163V162H57ZM60 163V162H59ZM160 163V162H159ZM177 163V162H176ZM185 163V162H184ZM184 163H180V164H184ZM208 163V162H207ZM223 163H226L223 162ZM222 163V164H223ZM234 162H232V164L230 165H233ZM242 163V162H241ZM39 164V163H38ZM152 164V163H151ZM157 164V162H156ZM197 164V163H196ZM18 165V164H17ZM96 165V164H95ZM110 165V164H109ZM112 165V164H111ZM110 165V166H111ZM178 165V164H177ZM200 165V164H199ZM211 165V164H210ZM226 165V164H225ZM223 165V166H225ZM19 166V165H18ZM104 166V165H103ZM109 166V167H110ZM156 166V165H155ZM185 166V165H184ZM198 166V165H197ZM201 166V165H200ZM205 165L203 164V167ZM208 166V165H207ZM234 166V165H233ZM236 166V165H235ZM34 167V166H33ZM113 167V166H112ZM153 167V166H152ZM182 167V166H181ZM202 167V166H201ZM220 167V166H219ZM16 168V167H15ZM25 168V167H24ZM36 168V167H35ZM115 168V167H114ZM158 168V167H157ZM197 168V167H196ZM195 168V169H196ZM230 169L232 167H229ZM229 168L227 170H229ZM88 169V168H87ZM158 169H162V168H158ZM199 170L201 168H198ZM233 170H235L234 168H232ZM232 169L230 170V173L232 171ZM26 170H29V169H26ZM43 170V169H42ZM41 170V171H42ZM100 170V169H99ZM163 170V169H162ZM167 170V169H166ZM205 169H202L200 172H203ZM210 170V168H209ZM216 170V169H215ZM243 170V169H242ZM31 171V170H30ZM182 171H184L182 169ZM195 171V170H193ZM206 171V170H205ZM208 171V170H207ZM223 171H226L225 169ZM237 170H235L236 172ZM12 172V171H11ZM22 172V171H21ZM36 172V171H35ZM162 173H166L165 171H161ZM199 172V173H200ZM209 172V171H208ZM211 172V171H210ZM228 172V171H227ZM40 173V172H39ZM171 173V174H170ZM174 173H176V168H175V171ZM182 173V172H181ZM31 174V172L29 173V175ZM37 174V173H36ZM43 174V173H42ZM109 174V168L107 169H103L100 174H96V177L94 178V180L91 179V182L93 181V183H101V182H104V180L107 178V175ZM184 174V173H183ZM215 174V173H214ZM238 174V173H237ZM237 174H235L236 176H238ZM32 175V174H31ZM35 175V174H34ZM88 175L87 172H84V178L82 179L83 181L86 180V176ZM98 175V176H97ZM206 176L205 174H200V178L198 177V179H201V180H206V179H203L204 177L202 176ZM209 175V174H208ZM240 175V174H239ZM22 177V175L20 174V170H15V172H13V174H9V175H5L3 176V174L0 172V180L2 177L3 180H4V183L7 184V187L4 188V191H1L0 190V262H2V259H3V262H4V258L6 256H8L5 252L6 250L10 253V250L12 249V246L15 247L16 245V242L17 241H20V239H16V238H19L16 237V234H12L9 236V238L7 237L6 240L4 241L3 245H1V236L3 234V230H4V226L6 225V223L10 220L9 219V216L7 214V212L5 213L4 211V207L7 205V202H6V196H8L9 193H12V194H17L18 193V190L21 188H19L18 186V180H19V177ZM44 176V174H43ZM113 176H116V175H113ZM162 176V175H161ZM166 176V175H165ZM168 176V175H167ZM166 176V177H167ZM194 176V175H193ZM216 176V174H215ZM219 176V175H218ZM224 176V175H223ZM228 176V175H227ZM28 177V176H27ZM38 177V176H37ZM119 177V176H118ZM160 177V176H159ZM164 177V176H162ZM190 177H192L190 175ZM207 177V176H206ZM205 177V178H206ZM214 177V176H213ZM34 178V176H33ZM42 178V177H41ZM113 178V177H112ZM110 178V179H112ZM115 178V177H114ZM169 178V177H168ZM208 178H211L208 176ZM228 178V177H226ZM224 177V179H226ZM251 178V177H250ZM27 179V178H26ZM122 179V178H120ZM221 179V178H220ZM223 179V178H222ZM223 179V180H224ZM230 179V178H229ZM254 179V178H253ZM29 180V179H27ZM32 180V179H30ZM38 180V179H36ZM115 180V179H114ZM118 180V178L116 179ZM169 180V179H168ZM228 182L230 180L226 179ZM24 182V180H22ZM45 181V180H44ZM89 181V179L87 180ZM112 181V180H111ZM214 181V180H212ZM211 180L210 182L213 183ZM235 181V180H233ZM237 181V180H236ZM2 182V181H1ZM29 182V181H28ZM32 182V181H31ZM36 182V181H34ZM143 182V181H142ZM184 182V181H183ZM200 182V181H199ZM202 182V181H201ZM27 183V182H26ZM26 183L25 184H22L26 187ZM37 183V182H36ZM114 183V182H113ZM144 183V182H143ZM151 183V182H150ZM185 184H187V181L184 182ZM196 183V182H195ZM204 183V182H203ZM208 183V182H206ZM223 183H225L223 181ZM232 183V182H231ZM79 184V183H78ZM90 184V183H89ZM88 184V185H89ZM145 184V183H144ZM147 184V183H146ZM201 183H199L200 185ZM205 184V183H204ZM249 184V183H248ZM264 184V183H263ZM107 185V183H106ZM139 185V184H138ZM188 185V184H187ZM202 185V184H201ZM218 185H219V181H218ZM233 185V183H232ZM23 186V187H24ZM82 186V185H81ZM135 186V185H133ZM137 186V184H136ZM141 186V185H140ZM189 186V185H188ZM207 186V185H206ZM213 185H211L212 187ZM220 188L223 186L219 185ZM138 187V186H137ZM187 187V186H186ZM200 187V186H199ZM215 187V186H214ZM225 187V186H224ZM227 187V186H226ZM225 187V188H226ZM230 188V186H228ZM227 187V188H228ZM27 188H29L27 186ZM27 188H25V190H28ZM43 188V187H42ZM51 188V187H50ZM129 188V187H128ZM132 188V186L130 187ZM127 189V190H130ZM141 188V187H140ZM138 187V189H140ZM144 188V187H142ZM152 188V187H151ZM158 188V187H157ZM170 188V187H169ZM201 188V187H200ZM217 188V187H216ZM226 188V190H227ZM228 188V189H229ZM235 188V187H234ZM30 189V188H29ZM34 189V188H33ZM32 189V190H33ZM86 189V188H85ZM101 189V188H100ZM137 189V188H136ZM137 189V190H138ZM149 189V188H148ZM190 189V188H189ZM24 190V189H22ZM48 190V189H46ZM136 192H141V189L140 191H137ZM146 190V189H145ZM202 190V189H201ZM230 190H232L230 188ZM30 191V190H29ZM45 191V190H44ZM52 191V190H50ZM56 191V190H55ZM75 194L72 198L69 199V204L67 205L66 207V212H64V215L61 219V221L63 222V224L61 223V225H58V232H59V235H60V239L58 240L57 244H58V250L59 251H63L67 245L69 247L70 245V250H71V257H72V261L70 264H76L78 262H82L83 260L85 261V258H87L88 256V253L90 252V244H92V241L90 242L89 239L91 238L88 237L87 238V234L85 235L84 232H81V231H78L76 228L74 229V232H72L71 229L68 228V224H67V221H70L68 219H71L68 217V219L65 221V217H66V213L70 210V206L73 204V200L78 192V188H76L75 190ZM96 191V190H95ZM123 191V190H122ZM126 191V190H125ZM124 191V192H125ZM131 191V190H130ZM144 191V190H143ZM252 191V192H251ZM48 192V191H47ZM124 192L121 193L118 192V193H121L123 194L122 196H124V200H126L127 198H125V195H124ZM127 192V191H126ZM135 192V191H134ZM133 192V193H134ZM135 192V193H136ZM145 192V191H144ZM152 192V191H151ZM163 192V190L161 191ZM208 192V190H207ZM83 193V192H82ZM156 193V192H155ZM205 193V192H204ZM252 193V194H254ZM24 194V193H23ZM34 194H36V192H34ZM44 194V193H43ZM80 194V192L78 193ZM117 194V193H116ZM144 194V193H142ZM145 194H147V192H145ZM150 194V192L148 193V195ZM152 194V193H151ZM196 194V193H194ZM220 194V192H219ZM222 194V197H223V193ZM251 194V195H252ZM22 195V194H21ZM20 195V196H21ZM37 195V194H36ZM87 195V194H86ZM118 195V194H117ZM120 195V194H119ZM138 195V194H137ZM140 195V193H139ZM17 196V195H16ZM80 196V195H79ZM83 196V195H82ZM121 196V195H120ZM121 196V197H122ZM128 195H126L127 197ZM135 196V195H134ZM197 196V195H196ZM202 196V194L200 195ZM40 197V196H39ZM81 197V196H80ZM87 197V196H85ZM84 197V198H85ZM137 196H135L134 198H136ZM150 197V196H149ZM221 197V198H222ZM18 198V196H17ZM46 198V197H45ZM83 198V199H84ZM128 198H130L128 196ZM134 198H132L131 200H133ZM151 198V197H150ZM52 199V198H51ZM82 199V197H81ZM82 199V200H83ZM120 199V198H119ZM123 200V197L121 198ZM146 199H149L148 197ZM160 199V198H159ZM200 199V198H198ZM253 199V198H252ZM262 199V198H261ZM27 200V198H26ZM35 200V199H34ZM88 200V199H87ZM94 200V199H92ZM151 200V199H150ZM195 200V199H194ZM193 200V201H194ZM197 200V199H196ZM263 200V199H262ZM21 199L19 201L18 199V206L22 205L21 203ZM38 201V200H37ZM43 200H41L42 202ZM81 201V200H80ZM89 201V200H88ZM91 201V199H90ZM117 201H120V200H117ZM127 201V200H126ZM125 201V202H126ZM139 202V199L137 200ZM136 200L133 201V202H137ZM142 201V200H141ZM140 201V202H141ZM156 201V200H155ZM154 202V205H155V202ZM162 201V200H161ZM191 201V200H190ZM222 201V199H221ZM244 201V202H243ZM34 202V201H33ZM32 202V203H33ZM48 202V200H47ZM79 202V201H78ZM92 202V201H91ZM128 202V201H127ZM132 202V203H133ZM137 202V203H138ZM144 202V201H143ZM141 202L143 205L144 203ZM152 202V203H153ZM165 202V201H164ZM250 202V201H249ZM30 203V202H29ZM38 203V202H36ZM115 203V202H114ZM123 203V202H121ZM120 203V204H121ZM136 203V205H138ZM151 203V202H150ZM225 203V200L223 201V204ZM25 204V203H24ZM41 204V203H40ZM79 204V203H78ZM86 204V203H85ZM92 204V203H91ZM94 204V202H93ZM95 204H98L96 203L95 201ZM104 204V203H102ZM112 204V203H111ZM120 204L119 206L115 205L114 206H117L119 208L123 207L121 206L120 207ZM128 204V203H127ZM126 204V206H127ZM189 206H190V202L188 203ZM199 204V203H198ZM87 205V204H86ZM101 205V204H100ZM99 205V206H100ZM140 205V206H141ZM150 205V204H149ZM157 205H158V202H157ZM186 205V204H185ZM184 205V207H185ZM192 205V204H191ZM194 205V204H193ZM196 205V204H195ZM194 205V206H195ZM222 205V203L220 204ZM226 205V203L224 204V206ZM246 205V206H245ZM35 206V205H34ZM77 205H75L76 207ZM93 206V205H92ZM97 206V208L99 209L98 205H95ZM103 207L105 205H102ZM111 206V205H110ZM111 209V210H114V208ZM131 206V205H130ZM135 206V204H134ZM139 206V207H140ZM197 206V205H196ZM195 206V207H196ZM199 206V205H198ZM223 206V207H224ZM228 206V205H227ZM226 206V207H227ZM74 207V209H75ZM101 207V209L103 208ZM133 207V206H131ZM138 207V206H137ZM221 207V206H220ZM222 207V208H223ZM257 207H259V212H257ZM19 208V207H18ZM24 208V207H23ZM27 208V207H26ZM84 208L86 209V206H84ZM106 208H107V205H106ZM106 208H104L106 210ZM118 208V209H119ZM145 208V207H144ZM147 208V207H146ZM179 208V207H178ZM181 208V207H180ZM190 207H187L188 210ZM230 208V207H229ZM20 209V208H19ZM18 209V210H19ZM28 209V208H27ZM31 209V208H30ZM88 209V208H87ZM142 209V208H141ZM148 209V208H147ZM182 209V208H181ZM17 210V211H18ZM29 210V209H28ZM32 210V209H31ZM73 210V207L71 209V211ZM91 210V209H90ZM95 209H93V212H94ZM109 210V206H108V209ZM106 210V211H107ZM110 210V211H111ZM116 210V209H115ZM197 210V211H196ZM209 210V211H207ZM220 210V209H219ZM78 211V210H77ZM184 211V210H183ZM191 211V210H190ZM39 212V210H38ZM46 212V211H45ZM96 212V210H95ZM94 212V213H95ZM99 212V211H98ZM97 212V213H98ZM116 212V211H115ZM118 212V210H117ZM178 212V211H177ZM225 212V211H224ZM229 212V211H228ZM20 213V212H19ZM48 213V212H46ZM73 213V212H72ZM90 213V211H89ZM88 213V214H89ZM114 213V211L112 212ZM227 213V211H226ZM6 214V215H5ZM75 214V213H73ZM78 214V213H77ZM91 214V213H90ZM89 214V215H90ZM96 214V213H95ZM104 214V213H103ZM181 214V213H180ZM183 214V212H182ZM223 214V213H222ZM69 215V214H68ZM174 215V213H173ZM184 215V214H183ZM182 215V216H183ZM186 215V214H185ZM184 215V216H185ZM190 215V214H188ZM177 216V215H175ZM179 216V215H178ZM191 216V215H190ZM3 217V218H2ZM86 218V217H84ZM162 218H165V217H162ZM178 218V217H177ZM180 218V217H179ZM221 218V217H220ZM26 219V218H25ZM140 219V218H139ZM187 219L185 221H187ZM32 220V219H31ZM36 220V218H35ZM38 220V219H37ZM159 220V219H158ZM157 220V221H158ZM33 221V220H32ZM31 221V223H33ZM85 221V220H84ZM171 221V220H169ZM178 221V220H177ZM181 221V220H180ZM185 221L183 220V222L185 223ZM187 221V222H188ZM25 222V220H24ZM82 222V221H81ZM135 222V221H134ZM150 222V221H149ZM161 222V221H160ZM183 222H180L183 223ZM29 223V222H28ZM85 223V222H84ZM176 223V222H175ZM254 223V222H253ZM149 224V223H148ZM168 224V223H167ZM173 224V223H172ZM171 224V225H172ZM28 225V224H27ZM78 225V224H77ZM83 225V224H81ZM153 225V224H152ZM186 225V224H185ZM86 226V225H84ZM138 226V225H137ZM143 226V225H142ZM168 226V225H167ZM195 226V225H194ZM255 226V225H254ZM75 227V226H74ZM81 227V226H79ZM95 227V226H94ZM141 227V226H140ZM154 227V226H153ZM160 227V225H159ZM162 227V226H161ZM214 227V226H213ZM212 227V228H213ZM14 228L17 230V231H20L21 229V225L18 223L16 225H14ZM136 228V227H135ZM150 228V227H149ZM169 228V227H168ZM173 228V227H172ZM198 228V227H197ZM254 228V227H253ZM30 229V228H29ZM148 229V228H147ZM146 229V230H147ZM162 229V228H161ZM76 230V231H75ZM81 230V229H79ZM162 230H166L167 229H162ZM169 230V229H168ZM175 230V229H174ZM174 230L172 231L174 235ZM212 230V229H211ZM136 231V230H135ZM178 231V230H177ZM87 232V231H86ZM155 232V231H154ZM179 232V231H178ZM179 232V234H180ZM257 232V231H256ZM7 233V232H6ZM91 233V232H90ZM137 233V232H136ZM158 233V232H157ZM162 233V231H161ZM163 233H168V232H163ZM162 233L163 237L165 236L164 234ZM258 233V232H257ZM10 234V233H9ZM28 234V233H27ZM5 235V234H4ZM7 235V234H6ZM140 235V234H139ZM142 235V234H141ZM158 235V234H157ZM257 235V234H256ZM255 235V236H256ZM73 236L72 238H69ZM137 236V235H136ZM204 236V235H203ZM254 236V237H255ZM68 237V238H67ZM127 237V236H126ZM242 237V236H241ZM98 238V237H97ZM147 238V237H146ZM167 238V237H166ZM108 239V238H107ZM114 239V238H113ZM138 239V238H137ZM140 239V238H139ZM256 239V237H255ZM4 240V239H3ZM53 240V239H52ZM92 240V239H91ZM100 240V239H99ZM102 240V239H101ZM106 239H104L103 242H106L105 241ZM150 240V239H148ZM155 240V239H154ZM241 240V239H240ZM110 241V239H109ZM147 241V240H146ZM257 241V240H256ZM96 242V241H95ZM169 242V241H168ZM22 243V242H21ZM109 243V242H108ZM111 243V242H110ZM139 243V242H137ZM239 243V242H237ZM258 243V242H257ZM95 243H93V246H94ZM115 244V243H113ZM148 244V243H147ZM145 244V245H147ZM154 244V243H153ZM235 244V243H234ZM256 244V243H255ZM18 245L19 242H18ZM103 245V244H102ZM106 245V244H105ZM108 245V244H107ZM111 245V244H110ZM129 245V244H128ZM144 245V244H143ZM168 245V244H167ZM170 245V244H169ZM188 245V246H187ZM139 246V245H138ZM195 246V245H193ZM20 247V246H19ZM96 247V246H95ZM106 247V246H105ZM120 246L117 247V249L119 248ZM126 247H127V243H126ZM140 247L142 248V246L140 245ZM152 247V246H151ZM158 247V246H157ZM162 248L161 245H159V248ZM169 247V246H168ZM46 248V247H45ZM92 248V247H91ZM100 248V246H99ZM103 248V247H102ZM113 248V247H111ZM147 247H143L142 248V251L146 250ZM158 248V249H159ZM191 248V247H190ZM23 249V248H22ZM94 249V248H93ZM106 249V248H105ZM115 249V248H114ZM126 249V248H125ZM140 249V248H138ZM163 249V248H162ZM189 249V248H188ZM187 249V250H188ZM148 250V249H147ZM161 250V249H160ZM192 250V249H191ZM262 250V248H261ZM95 251V250H94ZM154 251V250H153ZM164 251V250H163ZM180 251V250H179ZM178 251V252H179ZM189 251V250H188ZM231 251V250H230ZM13 252V251H12ZM115 252V251H113ZM152 252V251H151ZM186 252V251H185ZM184 252V254H185ZM49 253V252H47ZM68 250L66 251V255L68 254ZM94 253V252H93ZM137 253V252H136ZM135 253V254H136ZM144 253V252H143ZM142 253V254H143ZM162 253V252H161ZM182 253V251L180 252ZM191 253V252H190ZM228 252H226L227 254ZM52 254V253H51ZM61 254V253H60ZM96 254V253H95ZM111 254V253H110ZM114 254V253H113ZM159 254V253H158ZM183 254V253H182ZM91 255V254H90ZM141 255V254H140ZM157 255V254H156ZM165 255V253L163 254ZM186 255V254H185ZM229 255V254H228ZM15 256V255H13ZM70 256V254H69ZM93 256V254H92ZM109 256V255H108ZM155 256V255H154ZM187 256V255H186ZM110 257V256H109ZM126 257V256H125ZM137 257V256H136ZM161 257V256H160ZM188 257V256H187ZM12 258V257H11ZM51 258V257H50ZM123 258V257H122ZM152 258V257H151ZM167 258V257H166ZM189 258V257H188ZM91 259V257H90ZM112 259V258H111ZM119 258H114L113 260L110 261V263H113V264H126V263H122L121 261H118ZM124 259V258H123ZM130 259V258H129ZM153 259V258H152ZM191 259V258H190ZM227 259V258H226ZM15 260V259H14ZM101 260V259H100ZM138 260V259H137ZM161 260V259H160ZM165 260V259H164ZM168 260V259H167ZM11 261V260H9ZM17 260H15L16 262ZM64 261V260H63ZM89 261V260H88ZM94 261V260H93ZM96 261V260H95ZM105 261V260H104ZM107 261V260H106ZM127 261V260H126ZM131 261V260H130ZM40 262V261H39ZM51 264H55L54 260L50 261ZM69 262V261H67ZM98 262V261H97ZM142 262V261H140ZM7 263V262H6ZM40 263H43V262H40ZM108 262H104V263H101V264H107ZM137 263V262H136ZM61 264H65V263H61ZM84 264V263H83ZM90 264V263H89ZM173 264V263H172Z\"/></svg>",
    "mask_w": 264,
    "mask_h": 264
}]
</instances>
